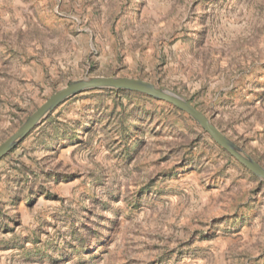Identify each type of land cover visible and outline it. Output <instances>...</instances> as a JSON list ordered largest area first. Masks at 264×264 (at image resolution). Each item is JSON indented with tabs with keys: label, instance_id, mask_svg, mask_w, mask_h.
Listing matches in <instances>:
<instances>
[{
	"label": "rangeland",
	"instance_id": "374dc122",
	"mask_svg": "<svg viewBox=\"0 0 264 264\" xmlns=\"http://www.w3.org/2000/svg\"><path fill=\"white\" fill-rule=\"evenodd\" d=\"M85 76L176 91L264 167V0H0V143ZM113 90L0 159V264H264V183L185 112Z\"/></svg>",
	"mask_w": 264,
	"mask_h": 264
},
{
	"label": "water",
	"instance_id": "95a60500",
	"mask_svg": "<svg viewBox=\"0 0 264 264\" xmlns=\"http://www.w3.org/2000/svg\"><path fill=\"white\" fill-rule=\"evenodd\" d=\"M124 89L171 104L190 116L220 147L264 183V167L234 144L211 120L176 91L141 78L127 76H85L56 90L20 126L0 143V159L11 152L63 100L94 89Z\"/></svg>",
	"mask_w": 264,
	"mask_h": 264
},
{
	"label": "trees",
	"instance_id": "16d2710c",
	"mask_svg": "<svg viewBox=\"0 0 264 264\" xmlns=\"http://www.w3.org/2000/svg\"><path fill=\"white\" fill-rule=\"evenodd\" d=\"M113 92H116V93H119V92H122V91H120V90H113ZM130 92H134V91H130ZM135 93V92H134ZM137 93V92H136ZM141 94V93H140ZM147 97H150V96H147ZM49 119V117L46 119V120H48ZM10 153V152H9Z\"/></svg>",
	"mask_w": 264,
	"mask_h": 264
}]
</instances>
